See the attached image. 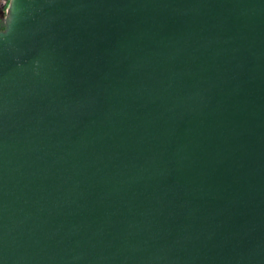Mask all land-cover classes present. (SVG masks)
<instances>
[{"label":"water","instance_id":"1","mask_svg":"<svg viewBox=\"0 0 264 264\" xmlns=\"http://www.w3.org/2000/svg\"><path fill=\"white\" fill-rule=\"evenodd\" d=\"M0 264H264V0H2Z\"/></svg>","mask_w":264,"mask_h":264},{"label":"rangeland","instance_id":"2","mask_svg":"<svg viewBox=\"0 0 264 264\" xmlns=\"http://www.w3.org/2000/svg\"><path fill=\"white\" fill-rule=\"evenodd\" d=\"M2 0H0V3H1Z\"/></svg>","mask_w":264,"mask_h":264}]
</instances>
